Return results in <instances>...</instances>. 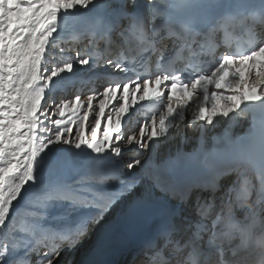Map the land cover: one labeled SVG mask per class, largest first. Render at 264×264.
<instances>
[{
	"label": "snow or ice",
	"instance_id": "6c2138e0",
	"mask_svg": "<svg viewBox=\"0 0 264 264\" xmlns=\"http://www.w3.org/2000/svg\"><path fill=\"white\" fill-rule=\"evenodd\" d=\"M181 52L207 68L174 67ZM81 71L102 89L53 95ZM152 85L163 110L132 127L129 101ZM245 102H260L258 139L225 153L210 182L181 179L192 153L153 162L186 122L214 125ZM145 183L167 198L147 264H264V0H0V264H70L65 251L93 235V255L118 247L130 217L114 214L131 201L134 215Z\"/></svg>",
	"mask_w": 264,
	"mask_h": 264
},
{
	"label": "bare ground",
	"instance_id": "6f19581e",
	"mask_svg": "<svg viewBox=\"0 0 264 264\" xmlns=\"http://www.w3.org/2000/svg\"><path fill=\"white\" fill-rule=\"evenodd\" d=\"M60 84H62V82H58V85ZM228 94H230V92L225 91V95H228ZM83 100L86 101V98H83ZM247 110L248 109L246 108V106L242 104L241 109H238L235 113H230L229 117H223L219 123L214 121V125H207V134L205 135L206 145H209L212 139H215L216 141L221 142V143H226L231 137L246 135L247 126L251 125L253 121L252 115ZM68 118L72 119L70 116ZM90 119H91V114H90ZM139 120H140L139 116L132 117V122H131L132 127H135L136 122ZM190 120H192V118H189L188 121ZM185 126L187 128L185 130V133H186L185 138L188 139L187 141L191 142L193 145L196 144L197 133L195 132V129L192 128L193 126L192 125L190 126L187 122ZM72 127L75 131V125H72ZM88 137H90V132H86V138ZM167 144H168V141L162 142V146L167 145ZM143 185H141L138 190H140ZM91 240H93V237L91 238ZM91 240H85L80 246H78L77 248L78 252L74 255H71L73 251L71 252L65 251V253L63 254L64 259L70 262V264H72L73 259H75L73 264H75L76 261L78 263V261L81 259L80 257L76 258V256L78 255L80 251L87 252L90 250L89 244ZM124 257L125 255L124 253H122L118 259L119 262H121ZM122 264H126V262Z\"/></svg>",
	"mask_w": 264,
	"mask_h": 264
},
{
	"label": "water",
	"instance_id": "95a60500",
	"mask_svg": "<svg viewBox=\"0 0 264 264\" xmlns=\"http://www.w3.org/2000/svg\"><path fill=\"white\" fill-rule=\"evenodd\" d=\"M207 134V131L204 134V142L203 145H206V140H205V135ZM178 139V140H177ZM185 137L181 138H176L173 140L168 147H166L164 150H162L159 154V156L165 158L169 157H175L178 152H183V153H196L198 150V144H192L191 142L187 141ZM149 193H153V197L155 199H163V194L155 191L154 189L151 188V186L147 183L144 186L141 187L140 190L137 191V193L132 197V201L137 200L139 197H144V204L147 203V200L149 199ZM143 204V205H144ZM131 213V201L130 202H125L122 204L115 212V217L120 218V217H125V216H130ZM95 235L93 236V240L95 239ZM89 247L91 248V242L89 244ZM112 251L111 250H106L102 251L98 254L93 255L90 250L85 252V251H80L78 253L77 257H80L81 260L75 262V264H85L86 261L88 260H99V261H107L109 259L108 254ZM78 250H74V254H76Z\"/></svg>",
	"mask_w": 264,
	"mask_h": 264
},
{
	"label": "rangeland",
	"instance_id": "374dc122",
	"mask_svg": "<svg viewBox=\"0 0 264 264\" xmlns=\"http://www.w3.org/2000/svg\"><path fill=\"white\" fill-rule=\"evenodd\" d=\"M66 252H67V251H66ZM71 255H74V250H73V252L71 253ZM74 260H75V259H73V262H72V264L74 263Z\"/></svg>",
	"mask_w": 264,
	"mask_h": 264
}]
</instances>
